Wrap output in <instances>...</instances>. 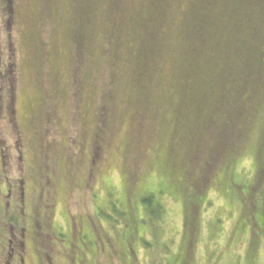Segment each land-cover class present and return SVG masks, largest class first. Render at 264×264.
<instances>
[{
  "label": "rangeland",
  "instance_id": "obj_1",
  "mask_svg": "<svg viewBox=\"0 0 264 264\" xmlns=\"http://www.w3.org/2000/svg\"><path fill=\"white\" fill-rule=\"evenodd\" d=\"M0 264H264V0H0Z\"/></svg>",
  "mask_w": 264,
  "mask_h": 264
},
{
  "label": "trees",
  "instance_id": "obj_2",
  "mask_svg": "<svg viewBox=\"0 0 264 264\" xmlns=\"http://www.w3.org/2000/svg\"><path fill=\"white\" fill-rule=\"evenodd\" d=\"M162 196V194H161ZM163 197V196H162ZM162 197H160V201L158 200V202H155V199L153 196L150 197H144L141 199V204L143 206V210H144V214H145V222L148 223L149 225H151L153 227V229H155L154 233L156 236H158V228H159V222L162 220L164 214H165V209H164V205L162 203ZM146 209L149 210V213L147 214ZM101 216L104 217V219L109 220L110 222H112L114 225L115 223H117V221L114 223V219L113 218H109L107 215L101 213ZM120 217H125L126 214L121 213L119 214ZM16 221V220H15ZM157 226V227H155ZM143 242L148 246V247H155L156 243H154L153 241H149L147 239H144ZM164 248L166 249L167 246H164Z\"/></svg>",
  "mask_w": 264,
  "mask_h": 264
}]
</instances>
